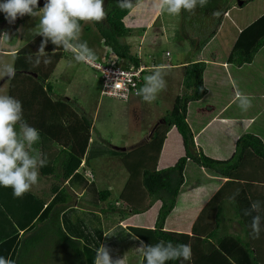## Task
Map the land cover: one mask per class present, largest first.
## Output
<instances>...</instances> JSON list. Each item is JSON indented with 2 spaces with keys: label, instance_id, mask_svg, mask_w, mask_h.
<instances>
[{
  "label": "trees",
  "instance_id": "16d2710c",
  "mask_svg": "<svg viewBox=\"0 0 264 264\" xmlns=\"http://www.w3.org/2000/svg\"><path fill=\"white\" fill-rule=\"evenodd\" d=\"M44 2L39 0V6ZM227 2L208 0L205 7H197L194 12L181 11L180 36L192 35L190 33L193 31L205 43L214 34L223 36L224 30L222 33L220 30L230 24L232 30L226 32L232 36L236 34V38L227 55L229 63H248L258 50L264 56V0H245L229 10L231 18L241 25L240 30L231 23L233 20L230 17L223 19ZM104 8L106 18L101 22H92L103 44L109 51L129 57L138 64L142 60L140 54L134 52L132 43L126 41V37L133 35L132 28L124 22L130 10L118 7L117 0H104ZM214 11H218L219 16H214ZM16 22L17 19L10 24L5 14L0 13V32L7 41L15 39ZM43 39L41 35H35L14 52L15 74L8 77L7 82L8 95L22 103L23 118L39 130L40 141L34 147L48 161L46 166L39 169V175L53 179L48 192L51 197L30 190L21 198H16L11 188L0 186V256L11 260L12 264H53L49 260L54 255H58L61 264H94L101 245H118L122 240L131 239L137 243L142 240L145 244L164 240L191 245L190 260H169L167 264H264V236L253 239L251 235V238L244 239L230 233L218 236L216 233L215 237L214 231L205 235L196 234L195 223L191 225L189 222L193 218L194 207L188 211L187 222L181 226L183 228H163L168 215L172 211H180L176 197L184 181L183 169L187 159L227 176V183H230L237 179L238 170L248 153L254 152L259 158L264 157L262 139L250 132L239 136L232 157L225 160L214 158L195 145L187 114L188 105L200 101L206 94L202 81L203 61H193L184 67L183 85L192 90L175 96L171 109L163 114L162 122L155 125L149 141L128 151L118 150L91 138V118L77 110L73 100H63L54 93L50 78L58 61L67 52L49 40L46 52L51 62L45 64L44 57L36 55ZM217 40L212 41V45L215 41L218 43ZM29 55L32 56L31 62ZM147 55L145 59L154 63L159 58L157 54ZM37 59L40 61L38 65L35 64ZM150 153L153 156L148 160ZM160 153L162 156H159ZM112 155L120 157L131 178L140 173L146 194L155 200L153 219L146 225H123L117 221L104 232L100 213L90 212L88 225L74 213L79 208L73 203L74 194L67 189L68 185H78L81 190L79 201L92 206H98L110 193L107 189H99L94 180L78 171L81 161L85 165L83 167H89L93 158ZM158 165L161 167L157 168ZM65 181L66 185L61 186ZM220 192L216 194L220 195ZM218 195H213L205 204L201 201L196 208L202 204L203 212L213 208ZM113 207L111 203L109 209ZM258 209L251 210L252 216L259 215L260 224L264 225V213ZM133 210L137 211L138 208ZM211 237H214L213 240H210ZM198 251L200 256H197ZM140 264H145L143 256Z\"/></svg>",
  "mask_w": 264,
  "mask_h": 264
},
{
  "label": "crops",
  "instance_id": "0c3cea01",
  "mask_svg": "<svg viewBox=\"0 0 264 264\" xmlns=\"http://www.w3.org/2000/svg\"><path fill=\"white\" fill-rule=\"evenodd\" d=\"M244 1L245 0H228L223 9V19L226 16L231 18L229 10L237 7ZM0 2H3V0H0ZM41 7H43V5ZM30 18L31 16L18 21L16 25V36L13 41H7L3 33L0 32V45L8 47L5 48V51L9 53L8 55L14 56V52L19 47L33 38L29 34V29H32L34 25L29 22V24L27 23ZM231 19L233 20H231V23L235 24L240 30L241 25L235 21V19ZM124 22L127 26L132 28L133 35L135 34L136 48L131 44L133 38H126V41L130 42L131 49L134 52H138L143 61L147 58L145 56L146 54L150 56L156 54L154 50H156L157 46L162 43H168L175 40L188 41L189 45L187 44V48L181 49L176 56V61L178 62L175 63V65L179 67L181 65L182 67L181 80L178 76H175V80L178 79L181 83L180 93L178 94H182L186 91L190 92L192 90L186 89L183 85L182 76L184 67L193 61H203L204 70L202 81L203 86L206 89V94L203 98L199 99L200 101L188 105L189 112L187 114V120L189 121L193 132L194 143L198 148H201L206 154L214 158L225 160L232 157L235 150L236 140L244 133L250 132L255 134L260 137L264 143V56L263 53L258 50L253 55L252 60L248 63L241 65L229 63L227 61V55L233 46L236 34L232 36L226 31H231L232 25L226 24L224 29H219L220 33L224 30L223 36L222 34L219 36L214 34L205 43H202V37L200 35L193 34L192 32L190 33L192 35L188 34V36H180L181 13L179 15H170L161 11L159 8V0H142L140 7L130 10L127 13L124 17ZM83 27L87 31L91 28H95L91 22L90 24L89 22H83L82 29ZM156 28H160V30H156ZM22 34L25 35L24 39H22ZM216 38L219 39L217 40L218 43L215 41L212 45V41ZM1 47L2 46H0V53L2 52ZM105 51L106 52L102 55V59L107 55V48ZM166 51L169 50L166 49L164 53ZM164 53H162V55ZM191 53H193L194 56H190ZM169 54H171L170 51ZM169 54L165 55L169 56ZM70 55L71 53L68 52L64 57L67 58V56ZM64 57L58 61L57 65ZM148 61L149 59H146V62ZM5 78L7 80L8 76H5L4 79ZM8 86L9 84H7L6 95H8ZM66 88L67 87L61 85L56 88V91L59 93V96H61V99L69 101L73 100L76 105V99L74 100L71 95H67ZM238 94L248 95L249 98L253 97L251 101L252 106L247 111H243L239 107L243 101V96L238 99ZM160 116L163 115L161 114L159 117ZM160 122H162V119L161 121H158V123ZM158 123L156 122L155 125ZM155 125L151 129L149 128L150 131L148 130L149 133H146V139L140 140L142 142L137 141L135 143L116 145L110 142L106 144L105 140L101 141L114 149L128 151L149 141ZM90 137H93L92 132ZM172 144L175 143H171V145ZM114 156L118 155L93 158L90 161L89 167H83L85 165H83L82 160L78 167V171L94 180L99 189L109 190L108 188L99 185L98 180L93 178L94 175L90 168L93 165L94 159ZM159 156H162L161 153ZM160 167L161 165L157 166V168ZM183 174L184 181L180 185L176 197L177 207L179 205L181 206L180 211H172V213L166 218L168 221H165L163 228H183L181 226H184L187 222L186 216L188 211L194 207L193 218L189 221L191 225L195 223L194 233L205 235L206 233L214 231L215 237L216 233L217 236L222 235L223 233H230L231 235L237 234L244 239L251 238L250 233L252 230H249V223L252 218L251 216L244 215V211H251L253 201H259L258 208L264 213V157L259 158L254 152L248 153L238 170L237 179H233L230 183H227V176L210 168L200 166L191 159H187ZM39 177L42 178L44 176L39 175ZM52 182L53 179L44 185L43 189L36 187L35 189H31V191L49 197L50 195L48 192ZM66 182L67 181L63 182L61 186H65ZM106 182L109 186L110 183L108 181ZM67 189L74 194L75 200L73 203L79 208V210L74 213H76L79 219L81 218L80 220H83V223L85 222L88 225L89 213H100L104 232L113 227V224L117 221L123 225L130 223L143 226L148 222H151L153 219L152 209L155 200L151 199L150 196L146 194L145 188L141 183L139 172H137V175L133 178H131V175L129 174L120 189V199H116L114 204L115 207L111 209L115 210L117 214H109L106 210L107 207L102 205L104 201L98 206H92L87 202H82V200L80 202L78 195L81 190L75 183L73 185H68ZM237 191L239 194L235 195V199H230ZM219 192L220 195L216 194ZM213 195H218V200L213 204V208L203 212V204H205ZM125 200L131 204L129 205ZM201 201H203L201 207L196 208ZM143 206H145V210L142 214L139 209ZM133 208H138V210L134 211ZM78 225L80 224L78 223ZM247 227L249 231L246 229ZM260 230V235L264 236L263 224H260ZM185 231L187 230L185 229ZM213 238L214 237H211L210 240H213ZM104 246L116 247L117 249L124 248L123 250L127 247L132 253V264H140L142 260V255L138 250L139 243L134 242L131 239L122 240L118 245ZM41 252L44 253L43 248H41ZM197 256H200L199 251L197 252ZM43 262L45 261L43 260ZM123 264H129V260L125 261V259H123Z\"/></svg>",
  "mask_w": 264,
  "mask_h": 264
},
{
  "label": "clouds",
  "instance_id": "9594fccd",
  "mask_svg": "<svg viewBox=\"0 0 264 264\" xmlns=\"http://www.w3.org/2000/svg\"><path fill=\"white\" fill-rule=\"evenodd\" d=\"M141 4L142 0H117V6L121 9L133 10ZM207 4L208 0H159L161 11L170 15H179L181 11L194 12L197 7L203 8ZM0 12L5 14V19L10 24L25 15L38 18L35 27L29 29V34L32 37L35 35L44 37L36 55L44 57L45 64L51 62L46 52L49 40L56 47H62L65 52H70L76 63L95 62L94 50L88 46L87 41L80 39L81 22L103 21L107 15L104 0H45L43 7L39 6V0H3L0 2ZM212 14L219 16L218 11ZM28 60L32 61L31 55ZM39 63L37 59L35 64ZM0 73L11 78L15 74V68L12 64H4L0 66ZM164 76L163 66L154 68L144 77V83L136 94L144 102L152 103L167 86ZM241 96L243 101L239 107L247 111L252 106L253 97L238 94L237 98L240 99ZM39 141V130L29 125L23 118L21 101L13 96L0 94V186L11 188L16 198H21L38 183L39 169L47 165L46 156L34 147ZM238 194L237 191L230 199L234 200ZM258 205L259 201H253L252 211H258ZM252 211L245 210L244 215L252 216ZM250 227L252 238L258 239L261 231L259 215L252 216ZM138 250L145 264H167L169 260L191 259L190 244H174L172 241L164 240L156 244H145L141 240ZM0 264H12V261L0 256ZM94 264H123V260H113L110 250L101 245L97 249Z\"/></svg>",
  "mask_w": 264,
  "mask_h": 264
},
{
  "label": "rangeland",
  "instance_id": "374dc122",
  "mask_svg": "<svg viewBox=\"0 0 264 264\" xmlns=\"http://www.w3.org/2000/svg\"><path fill=\"white\" fill-rule=\"evenodd\" d=\"M21 19L26 18L18 17L16 25ZM28 22L35 27L38 23V18L31 17L27 23ZM156 30H160V28H156ZM24 36L25 35L22 34V39L25 38ZM134 37L135 36L133 35L132 37L126 38H133L132 44L133 47L136 48V37ZM80 39L82 41H87L88 46L94 50L96 54L95 61H101L113 56V52H110L108 47L103 44L102 37L97 29L91 28L87 31L83 27ZM187 44V40H175L168 43H162L157 46L156 50H154L159 58L155 60L154 67H150L144 71L143 81L140 83L139 88L142 87L144 83V77L149 75L151 71L158 66H163L165 70L164 79L167 82V86L158 94L157 98L152 103L144 102L137 94L131 96L128 100L101 94L100 71L87 63H76L72 59V54L67 56V58L64 57L52 73L50 79L54 85V93L59 95L56 88L61 85L67 87V95H71V97L77 101V110L92 119L93 124L91 132L94 138L105 140L106 144L110 142L116 145L135 143L137 141L142 142L140 140L146 139V133H149L150 131L149 128L151 129L156 122L158 123V121H161L162 116L159 117V115H163L171 109L175 96L180 93L182 67L181 65L180 67L175 65V63L178 62L176 61V56L181 49L187 48ZM0 46L3 47H1L2 52L0 53V66L4 64L13 65L14 56L8 55L9 53L5 51V48L8 47L5 45ZM105 47L107 48V55L102 59V55L106 52ZM166 49L171 52L169 56L164 53ZM162 53L164 54L162 55ZM190 56H194V54L191 53ZM149 62L150 61L146 64H149ZM5 76L6 75L0 73V94H5L7 90L8 82L6 78L4 79ZM175 76H178L180 80H175ZM150 154L151 156L148 160L152 159L151 157L153 156V153ZM90 169L93 172V178L98 180L99 185L108 188L109 192H111L102 205L107 207L106 210L109 214H117L115 210L109 209V205L111 203L114 205L116 199H120V189L130 172L123 165L118 156L94 159L93 165ZM50 180V177H39L38 183L31 189H35L36 187L43 189L44 185ZM106 181L110 183L109 186ZM139 210H141L143 214L145 206L141 207ZM107 248L111 250V257L113 260L121 258L122 260L125 259V261L129 260V264H132V253L127 247L125 250H123L124 248L117 249L116 247ZM57 257L58 255H54L53 257H50L49 261L53 262V264H61V261L58 262L59 257Z\"/></svg>",
  "mask_w": 264,
  "mask_h": 264
},
{
  "label": "built area",
  "instance_id": "2783aa9c",
  "mask_svg": "<svg viewBox=\"0 0 264 264\" xmlns=\"http://www.w3.org/2000/svg\"><path fill=\"white\" fill-rule=\"evenodd\" d=\"M165 54H169V51ZM146 63L148 62L145 59L136 64L129 57L113 53V56L89 65L101 73V94L128 100L136 95L142 81L143 71L155 66L153 60H150L149 64Z\"/></svg>",
  "mask_w": 264,
  "mask_h": 264
}]
</instances>
